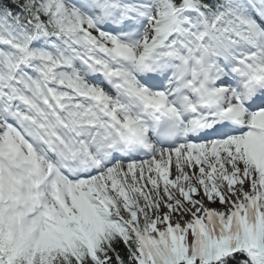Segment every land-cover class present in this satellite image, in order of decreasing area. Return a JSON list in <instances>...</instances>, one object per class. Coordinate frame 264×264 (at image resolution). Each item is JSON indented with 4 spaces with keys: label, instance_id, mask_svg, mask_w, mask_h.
Returning a JSON list of instances; mask_svg holds the SVG:
<instances>
[{
    "label": "snow or ice",
    "instance_id": "snow-or-ice-1",
    "mask_svg": "<svg viewBox=\"0 0 264 264\" xmlns=\"http://www.w3.org/2000/svg\"><path fill=\"white\" fill-rule=\"evenodd\" d=\"M0 264H264V0H0Z\"/></svg>",
    "mask_w": 264,
    "mask_h": 264
}]
</instances>
